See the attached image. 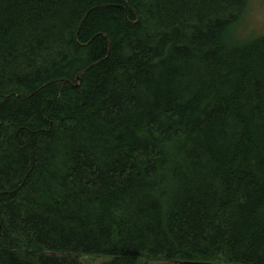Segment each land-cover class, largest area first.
Segmentation results:
<instances>
[{"label": "trees", "instance_id": "1", "mask_svg": "<svg viewBox=\"0 0 264 264\" xmlns=\"http://www.w3.org/2000/svg\"><path fill=\"white\" fill-rule=\"evenodd\" d=\"M247 11L0 0V264H264Z\"/></svg>", "mask_w": 264, "mask_h": 264}, {"label": "rangeland", "instance_id": "2", "mask_svg": "<svg viewBox=\"0 0 264 264\" xmlns=\"http://www.w3.org/2000/svg\"><path fill=\"white\" fill-rule=\"evenodd\" d=\"M245 34H259L264 32V0H248V11L242 25ZM83 264H97V259H81ZM175 264V263H173ZM179 264V263H176ZM215 264H223L216 262Z\"/></svg>", "mask_w": 264, "mask_h": 264}, {"label": "water", "instance_id": "3", "mask_svg": "<svg viewBox=\"0 0 264 264\" xmlns=\"http://www.w3.org/2000/svg\"><path fill=\"white\" fill-rule=\"evenodd\" d=\"M94 65H96V64H94ZM94 65H92L91 67H93ZM87 71V69L84 71V72H86ZM84 72H82V73H80V74H78L77 75V77H76V79H75V82L76 83H78L79 81H80V78H81V75L84 73ZM69 83V82H68ZM177 263V262H176ZM175 263V264H176ZM179 264H198V263H179Z\"/></svg>", "mask_w": 264, "mask_h": 264}]
</instances>
